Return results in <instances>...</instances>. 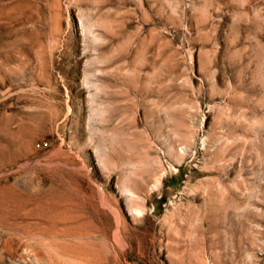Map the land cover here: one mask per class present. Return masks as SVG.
I'll use <instances>...</instances> for the list:
<instances>
[{
	"label": "rangeland",
	"instance_id": "obj_1",
	"mask_svg": "<svg viewBox=\"0 0 264 264\" xmlns=\"http://www.w3.org/2000/svg\"><path fill=\"white\" fill-rule=\"evenodd\" d=\"M0 264H264V0H0Z\"/></svg>",
	"mask_w": 264,
	"mask_h": 264
},
{
	"label": "bare ground",
	"instance_id": "obj_2",
	"mask_svg": "<svg viewBox=\"0 0 264 264\" xmlns=\"http://www.w3.org/2000/svg\"><path fill=\"white\" fill-rule=\"evenodd\" d=\"M66 200V199H65ZM68 200V199H67ZM60 205V204H59ZM67 205V204H66ZM72 209V208H71ZM79 212V211H78ZM34 223V222H33ZM26 225V224H25ZM40 226V225H39ZM79 226H81L80 224H79ZM35 227V226H34ZM26 228H29V227H26ZM33 228V227H32ZM39 228V227H38ZM13 230V229H12ZM24 231V230H23ZM48 234V233H47ZM92 234V233H91Z\"/></svg>",
	"mask_w": 264,
	"mask_h": 264
}]
</instances>
